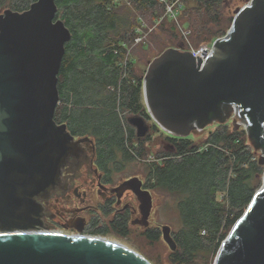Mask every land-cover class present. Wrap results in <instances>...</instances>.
Segmentation results:
<instances>
[{
  "label": "water",
  "instance_id": "water-1",
  "mask_svg": "<svg viewBox=\"0 0 264 264\" xmlns=\"http://www.w3.org/2000/svg\"><path fill=\"white\" fill-rule=\"evenodd\" d=\"M56 11L55 0H35L24 11L0 12V264H151L104 237L42 231L28 221L32 197L55 182L66 156L77 150L65 123L54 119L70 39ZM141 93L153 122L179 136L193 130V121L201 128L225 121L223 106L236 103L239 117L250 122L247 136L258 163L264 164V0L235 9L229 37L215 41L209 58L182 47L164 51L149 63ZM231 122L239 128L236 119ZM127 123L138 137L149 131L140 116ZM262 179L213 264H264V173ZM141 202V224L147 226L149 195ZM162 236L175 250L168 226Z\"/></svg>",
  "mask_w": 264,
  "mask_h": 264
},
{
  "label": "trees",
  "instance_id": "trees-1",
  "mask_svg": "<svg viewBox=\"0 0 264 264\" xmlns=\"http://www.w3.org/2000/svg\"><path fill=\"white\" fill-rule=\"evenodd\" d=\"M34 1L0 0V12H21ZM174 1L187 0H128L120 5L116 0H55V17L69 29L70 39L58 74L54 119L64 122L72 135L93 136L106 154L122 151L126 160L134 154L141 157L143 140L134 144L126 139L129 127L123 112L141 106L143 75H135L129 62L123 76L120 61L127 50L125 43L132 41L139 15L147 19L148 11L157 13L165 3ZM196 1L211 11L223 0ZM215 38L217 35L211 34L204 44ZM187 44L180 42L178 47L189 50ZM226 126L209 131L201 145L184 137L174 154H163V165L153 167L156 185L177 197L182 228L174 240L176 249L179 242L182 254L188 256L202 248L203 240L219 246L260 185L263 170L251 140L243 131ZM218 193H222L224 203L218 201ZM116 227V233H128L125 226ZM142 234L151 240L159 237L154 230Z\"/></svg>",
  "mask_w": 264,
  "mask_h": 264
},
{
  "label": "flooded vegetation",
  "instance_id": "flooded-vegetation-1",
  "mask_svg": "<svg viewBox=\"0 0 264 264\" xmlns=\"http://www.w3.org/2000/svg\"><path fill=\"white\" fill-rule=\"evenodd\" d=\"M142 104L144 105L141 99L139 108L123 112L125 121L127 122V118L131 116H140L149 126V131L143 136L144 138H149L151 132L163 136L162 131L155 129L156 124L153 120L150 117L147 118L148 112ZM224 116L225 121L216 120L212 123L227 125L226 121H229V118ZM127 125L129 129L126 139H130L134 144L141 142L142 137L137 136L136 128L128 123ZM67 131L69 132L68 129ZM72 136L73 140L78 141L77 150L66 156L55 182L32 197L35 206L28 215L29 223L40 229L58 228L62 233L72 231L74 233L71 234L81 235L115 232L113 227L117 228V225L125 226L128 231L130 227L138 226L144 231L154 230L159 235L157 228H150L149 217L153 212L157 194L165 192L156 185V179L153 176V167L163 165V160L166 158L162 151L152 155L153 159L148 161L143 148L140 158L133 151L134 157L126 160L122 151L116 155L104 153L97 139L89 134ZM164 138H162L163 146L169 155L174 154L177 143L184 139L182 136L170 133H166ZM135 158L139 159V162H134ZM132 162L137 165L143 164V166L131 173L129 169ZM143 194L145 198L149 195L151 206L147 226L141 224Z\"/></svg>",
  "mask_w": 264,
  "mask_h": 264
},
{
  "label": "rangeland",
  "instance_id": "rangeland-1",
  "mask_svg": "<svg viewBox=\"0 0 264 264\" xmlns=\"http://www.w3.org/2000/svg\"><path fill=\"white\" fill-rule=\"evenodd\" d=\"M116 1H118L117 3L119 5L128 3V0ZM248 1L249 0H223L217 10L214 9L211 11L204 9L196 0L179 1L177 4H172L174 15L167 10V4L163 6L162 11L159 10L157 13L156 11H148L145 14L148 20L142 15H139L137 24L134 28L135 31L132 41L125 43L126 48L129 49V59L132 61V72L135 73V75H144L150 62L158 58L167 49L178 47L180 42L188 43L187 46L190 48L198 47L208 42L210 40V35L213 33H215L217 37L223 35L231 28L235 16V9L244 6ZM137 27L140 28V33L136 30ZM200 31L202 34H200ZM135 37H140L141 40L135 42ZM226 114L228 116L230 111L227 110ZM226 122L227 129H233L230 118L229 121ZM218 125L219 124L211 123L201 132H190L187 136L182 137L190 138L197 145H201L206 139L209 131L224 127V125ZM157 127L158 131L160 130L163 132V136L151 132L149 138L142 139L148 161H151L154 157L152 155H155L158 151H162L164 155L167 154V150L163 146V141L166 140L164 137L167 132L158 125ZM162 138H164V140H162ZM249 144L252 146V150H254L253 143L251 142ZM253 153L258 161L259 154L254 151ZM133 160L134 162H139V159L135 158ZM259 165L262 167L263 171L260 177V185L256 191L263 185L262 177L264 173V164ZM142 166L143 164L137 165V163L132 162L129 171L134 173ZM217 199L224 203L222 193H218ZM242 214L240 216H242ZM149 220L150 228H157L159 230L158 239L151 240L147 238L142 234L144 229L138 226L130 227L126 235H120L116 232L97 233L95 235L121 242V244L142 255L151 264H213L214 257L219 247L215 246V243L208 244L206 240H203L202 248L192 252V255L188 256L184 253L182 254L179 242L177 249L171 250L168 243L163 239L161 235L162 226L169 227V233L174 239L175 236L177 237V232L182 228V222L177 207V197L167 192H159L156 199H154L153 212ZM55 230L60 231L58 228ZM64 232L70 234L74 233L72 231ZM174 241H177V239ZM185 258L186 260L184 261L183 259Z\"/></svg>",
  "mask_w": 264,
  "mask_h": 264
},
{
  "label": "built area",
  "instance_id": "built-area-1",
  "mask_svg": "<svg viewBox=\"0 0 264 264\" xmlns=\"http://www.w3.org/2000/svg\"><path fill=\"white\" fill-rule=\"evenodd\" d=\"M160 1H164V0H160ZM178 2L177 1H174L170 4L168 3H165V5L167 4V10L172 14L174 15V10H173V5L172 4H177ZM251 3V0H249L245 5H250ZM140 28L137 27L136 30L139 32ZM230 30L231 28L226 32L224 33L223 35L215 38L211 43L209 44H204V45H201L197 48H190L189 50H186V51H189L192 55H195L197 57H199L201 60H205L207 58H209L210 54L212 53L213 49H214V43L215 41L217 40H222V39H225V38H228L229 37V34H230ZM140 33V32H139ZM135 42H138L141 40L140 37H135ZM129 49L126 50V53H125V57L120 61V65L121 67L123 68V76L125 75L126 73V68L129 66V62L131 63L132 61L129 59ZM147 73V70L146 72L144 73V75L142 76V82H143V79L145 77ZM227 110L230 111V114L227 116ZM222 112H223V115H226L228 118H230V120L232 121V119H236L237 122L239 123V130L243 131L245 134H248V131H249V125H250V122L249 120L247 119H241L239 117V114H238V107L236 105V103L234 102H230L228 103L227 105L223 106L222 108ZM191 124H195L193 126V132L194 133H198V132H201L204 130V128H201V127H198L195 123V121H193ZM190 124V125H191ZM168 133V132H167ZM39 230H42V231H53V232H61L59 230H52V229H39Z\"/></svg>",
  "mask_w": 264,
  "mask_h": 264
},
{
  "label": "bare ground",
  "instance_id": "bare-ground-1",
  "mask_svg": "<svg viewBox=\"0 0 264 264\" xmlns=\"http://www.w3.org/2000/svg\"><path fill=\"white\" fill-rule=\"evenodd\" d=\"M106 240H108V241H110V242H113V243H115V244H121V242H119V241H116V240L107 239V238H106ZM122 245H123V244H122Z\"/></svg>",
  "mask_w": 264,
  "mask_h": 264
}]
</instances>
